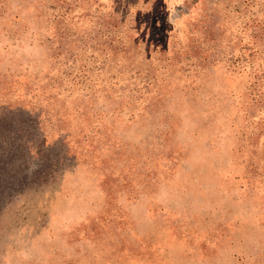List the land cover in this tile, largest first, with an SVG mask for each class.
I'll return each mask as SVG.
<instances>
[{
  "label": "rangeland",
  "instance_id": "obj_1",
  "mask_svg": "<svg viewBox=\"0 0 264 264\" xmlns=\"http://www.w3.org/2000/svg\"><path fill=\"white\" fill-rule=\"evenodd\" d=\"M0 264H264V0H0Z\"/></svg>",
  "mask_w": 264,
  "mask_h": 264
}]
</instances>
